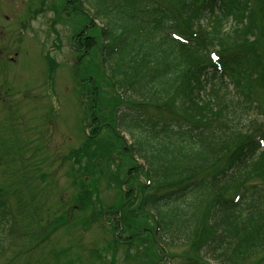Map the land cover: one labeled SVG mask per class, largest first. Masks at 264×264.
<instances>
[{
  "label": "trees",
  "instance_id": "trees-1",
  "mask_svg": "<svg viewBox=\"0 0 264 264\" xmlns=\"http://www.w3.org/2000/svg\"><path fill=\"white\" fill-rule=\"evenodd\" d=\"M59 1L64 10L91 13L74 37L84 50L75 73L92 95L96 133L73 154L75 163L86 160L77 171L76 204L92 206L91 219H99L95 187L84 177L94 172V160L121 150L130 165L124 178H111L129 186L110 212L113 229L131 232L127 251L136 244L139 258L144 246L148 260L141 264L163 263L164 248H179L171 254L181 264H264V0ZM90 53L99 61L83 67ZM120 129L128 131L130 144L118 137ZM39 151L19 161L22 173L26 162L42 165ZM10 162L0 154V170ZM30 174L44 180L43 167ZM138 174L149 183H139ZM12 185L0 184V264H85L79 253L68 258L66 248L37 254L73 219V210L44 223V206L34 204L44 200V186L21 173ZM121 239L106 248L113 251Z\"/></svg>",
  "mask_w": 264,
  "mask_h": 264
},
{
  "label": "rangeland",
  "instance_id": "rangeland-1",
  "mask_svg": "<svg viewBox=\"0 0 264 264\" xmlns=\"http://www.w3.org/2000/svg\"><path fill=\"white\" fill-rule=\"evenodd\" d=\"M40 1L0 0V25L6 32V38L0 39V51H4L5 47L16 55L15 60L11 62L6 60L5 55L0 56V143L5 142L4 145L0 144V154L5 160H12L8 165H3V175H13L17 163L25 157L13 150L14 139L20 140L19 143H27L40 129L39 125H44V151L41 148L36 157L44 155L47 162L46 172L57 171L60 181L53 180L52 177L44 179V200L48 204L47 207L51 206L56 210L71 197V191L74 189L71 185L72 174H66L64 177L66 162L63 163V158L67 151L79 145L86 135V111L83 96L75 90L73 81V66L70 63L72 51L68 43L71 26L64 17L57 15L56 10L58 11L60 6L55 9L52 7V0H45L40 12L32 21L36 31L26 35L21 42L14 41L19 35L13 21L15 14L24 16L28 8L32 11ZM73 15L69 18L74 22ZM46 51L58 61L56 78L52 84L48 79L50 68L45 59ZM92 60L94 61L93 57ZM106 95L108 96V93ZM83 100L86 101L85 96ZM3 101L5 106L1 104ZM16 101L20 107L13 105ZM9 145L10 148L7 149ZM138 180L144 182L143 176L140 175ZM96 187L97 194L94 196L102 200L104 206L112 203L117 196V188H108L106 180L102 178ZM100 232L95 224L85 232H78L76 238H81L89 251L102 245ZM53 238L58 239V249L66 246L63 231L54 233ZM45 248L48 251V247ZM173 250L179 251V248ZM42 252L44 250H38L37 254ZM106 256L108 262L112 258L111 251L107 252ZM114 264H127V260H124V248H119ZM128 264L132 262L129 261Z\"/></svg>",
  "mask_w": 264,
  "mask_h": 264
},
{
  "label": "snow or ice",
  "instance_id": "snow-or-ice-1",
  "mask_svg": "<svg viewBox=\"0 0 264 264\" xmlns=\"http://www.w3.org/2000/svg\"><path fill=\"white\" fill-rule=\"evenodd\" d=\"M215 58V57H214Z\"/></svg>",
  "mask_w": 264,
  "mask_h": 264
}]
</instances>
